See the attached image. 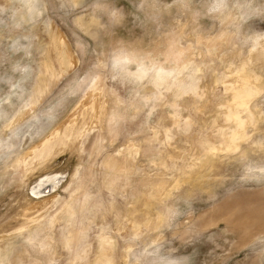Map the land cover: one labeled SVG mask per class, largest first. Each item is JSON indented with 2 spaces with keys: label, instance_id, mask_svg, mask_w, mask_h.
Wrapping results in <instances>:
<instances>
[{
  "label": "rangeland",
  "instance_id": "1",
  "mask_svg": "<svg viewBox=\"0 0 264 264\" xmlns=\"http://www.w3.org/2000/svg\"><path fill=\"white\" fill-rule=\"evenodd\" d=\"M0 264H264V0H0Z\"/></svg>",
  "mask_w": 264,
  "mask_h": 264
},
{
  "label": "bare ground",
  "instance_id": "2",
  "mask_svg": "<svg viewBox=\"0 0 264 264\" xmlns=\"http://www.w3.org/2000/svg\"><path fill=\"white\" fill-rule=\"evenodd\" d=\"M244 93H245V91H244ZM37 189V188H36ZM38 190V189H37ZM36 192V191H35Z\"/></svg>",
  "mask_w": 264,
  "mask_h": 264
}]
</instances>
